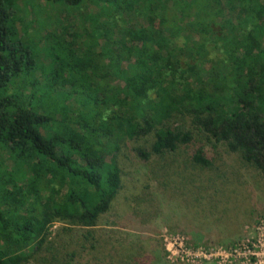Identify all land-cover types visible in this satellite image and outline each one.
Instances as JSON below:
<instances>
[{
  "label": "trees",
  "instance_id": "obj_1",
  "mask_svg": "<svg viewBox=\"0 0 264 264\" xmlns=\"http://www.w3.org/2000/svg\"><path fill=\"white\" fill-rule=\"evenodd\" d=\"M43 1L114 19L40 37L63 51L44 67L15 28L19 0H0V264L44 263L56 223L96 227L123 150L145 163L184 149L209 169L221 146L264 181V0Z\"/></svg>",
  "mask_w": 264,
  "mask_h": 264
},
{
  "label": "rangeland",
  "instance_id": "obj_2",
  "mask_svg": "<svg viewBox=\"0 0 264 264\" xmlns=\"http://www.w3.org/2000/svg\"><path fill=\"white\" fill-rule=\"evenodd\" d=\"M18 4L15 28L33 39L29 49L44 67L46 51L63 52L52 37L41 44L45 35H80L84 13L103 10V21L114 19L99 2L86 1L79 14L43 0ZM207 150L209 169L193 167L184 149L145 163L123 150V187L109 213L94 228H75L73 237L54 224L39 253L45 262L35 264L70 254L75 264H264V181L223 147Z\"/></svg>",
  "mask_w": 264,
  "mask_h": 264
}]
</instances>
